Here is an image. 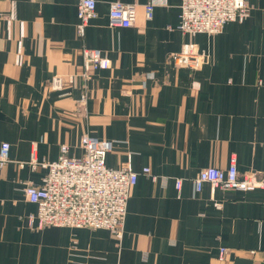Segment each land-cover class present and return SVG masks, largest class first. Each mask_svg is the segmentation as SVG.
<instances>
[{"label":"crops","instance_id":"0c3cea01","mask_svg":"<svg viewBox=\"0 0 264 264\" xmlns=\"http://www.w3.org/2000/svg\"><path fill=\"white\" fill-rule=\"evenodd\" d=\"M112 1L97 0L81 36L79 0H0V147L12 159L0 167V264H264V189L193 182L233 158L241 174L264 172V0L214 35L179 28L181 0H120L138 4L137 20L110 26ZM187 42L210 55L201 69L174 63ZM83 48L112 67L85 79ZM56 75L62 90L50 87ZM86 133L114 142L108 166L130 160L140 173L121 244L103 228L30 225L38 206L25 185L48 168L17 161H55L62 144L81 157Z\"/></svg>","mask_w":264,"mask_h":264},{"label":"built area","instance_id":"2783aa9c","mask_svg":"<svg viewBox=\"0 0 264 264\" xmlns=\"http://www.w3.org/2000/svg\"><path fill=\"white\" fill-rule=\"evenodd\" d=\"M148 18L152 17L154 4L144 5ZM179 28L187 34L207 33L214 35L230 21L243 22L251 12L250 0H181ZM138 4L120 0L112 1L109 10V25L130 27L137 20ZM98 16L97 0H79L77 32L84 36L91 20ZM85 79L92 77L98 69L112 67L111 59L99 49L83 48ZM179 67L192 70L201 69L210 60V55L201 51L196 43H184L182 49L172 55ZM264 86V81H261ZM53 90H62L65 82L56 75L50 83ZM86 94L81 102L86 103ZM84 153L81 157L69 155V146L61 145V153L55 161H38L35 155L30 161H17L20 166L30 163L48 168L41 183L29 181L25 185L28 199L36 203L38 210L30 216V225L36 229L47 226L107 229L121 244L125 234V219L128 201L135 187L139 172L134 170L131 161L114 168L107 165V155L113 150L114 142L89 133L80 139ZM11 145L8 141L0 147V167L9 163ZM142 173L157 179L150 167ZM196 191H201L209 183L213 191L220 187L225 190L253 191L264 189V172L252 171L241 174L236 159L227 168L209 166L201 169L193 180ZM183 179H176L178 190ZM217 207L222 204L215 202ZM228 254L221 248L220 258Z\"/></svg>","mask_w":264,"mask_h":264}]
</instances>
